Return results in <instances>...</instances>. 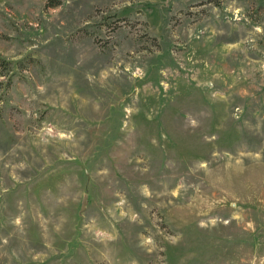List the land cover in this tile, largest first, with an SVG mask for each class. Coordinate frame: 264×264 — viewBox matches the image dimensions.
<instances>
[{
  "label": "rangeland",
  "instance_id": "obj_1",
  "mask_svg": "<svg viewBox=\"0 0 264 264\" xmlns=\"http://www.w3.org/2000/svg\"><path fill=\"white\" fill-rule=\"evenodd\" d=\"M0 264H264V0H0Z\"/></svg>",
  "mask_w": 264,
  "mask_h": 264
},
{
  "label": "water",
  "instance_id": "obj_2",
  "mask_svg": "<svg viewBox=\"0 0 264 264\" xmlns=\"http://www.w3.org/2000/svg\"><path fill=\"white\" fill-rule=\"evenodd\" d=\"M88 202H89V196H88V194H85L84 198H83V201H82V204H81V212L85 210L86 205L88 204Z\"/></svg>",
  "mask_w": 264,
  "mask_h": 264
}]
</instances>
